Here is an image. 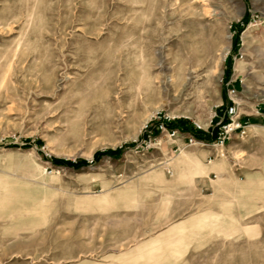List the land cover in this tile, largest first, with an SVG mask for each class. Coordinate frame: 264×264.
Masks as SVG:
<instances>
[{
    "label": "rangeland",
    "instance_id": "rangeland-1",
    "mask_svg": "<svg viewBox=\"0 0 264 264\" xmlns=\"http://www.w3.org/2000/svg\"><path fill=\"white\" fill-rule=\"evenodd\" d=\"M263 59L264 0H0V264H264Z\"/></svg>",
    "mask_w": 264,
    "mask_h": 264
},
{
    "label": "trees",
    "instance_id": "trees-1",
    "mask_svg": "<svg viewBox=\"0 0 264 264\" xmlns=\"http://www.w3.org/2000/svg\"><path fill=\"white\" fill-rule=\"evenodd\" d=\"M247 23V18L245 17L242 22L240 24L234 25V30H236V35L233 37L234 38V43L235 45L239 44V36L240 33L243 30V26L244 24ZM228 65L230 66V60L227 62ZM231 73V69L229 67L226 68V75L223 79L224 84L226 85V83L229 81L230 79V74ZM230 121L228 120L227 117H223L221 123L218 126H214L209 130V133H204L203 131H199L196 128H189L188 127V121L186 120H182V119H174L172 121H165V120H160V121H151L148 123L147 127H146V131L143 133V135L141 136V138H146L147 133L148 132H152V133H156L159 131V127H165L166 129L172 131L174 129L176 130H180L183 132H187L191 135H193L198 141H204L206 143H216L217 142V138H218V134H219V129L221 126L227 125L229 124ZM40 143H38L39 145ZM123 149V147H121L120 149L114 150V151H106V152H98L95 154L94 158L95 160H98L101 156H109V155H116L117 153H119L121 150ZM54 164L56 165H62V166H66V167H73V168H77V167H82V166H86L88 164L87 161H77L75 163L71 162V161H66V160H59V159H55L52 158L50 159Z\"/></svg>",
    "mask_w": 264,
    "mask_h": 264
},
{
    "label": "bare ground",
    "instance_id": "bare-ground-1",
    "mask_svg": "<svg viewBox=\"0 0 264 264\" xmlns=\"http://www.w3.org/2000/svg\"><path fill=\"white\" fill-rule=\"evenodd\" d=\"M189 1V0H188ZM196 1H202V3H203V1H205V0H195V2ZM207 1V0H206ZM236 1V0H235ZM200 4V3H199ZM211 9V8H210ZM214 11V10H213ZM211 12V11H210ZM209 12V13H210ZM210 15V14H209ZM212 16V15H211ZM215 35V34H214ZM214 35H212V36H214ZM211 35H210V37L212 38H210L211 39V44L208 46V49H209V51H211L213 48L216 50V51H218V53H219V57H218V62L216 63V65L215 66H212V68H213V72L211 73V81L212 80H214V78H215V72H216V69L219 67V65H220V63L222 62V60L224 59V57H225V55L227 54V52H228V50H229V41H230V36L227 34V35H221V36H217V35H215L216 37H212ZM244 37V36H243ZM245 38V37H244ZM209 39V40H210ZM208 40V39H207ZM245 41V40H244ZM213 49V50H214ZM197 52V51H196ZM203 52V51H202ZM212 52V54L215 52H213V51H211ZM217 55V54H216ZM215 56V55H214ZM262 57V56H261ZM264 60V59H263ZM213 61H214V59H213ZM211 68V69H212ZM215 68V69H214ZM237 69L235 68L234 69V71H236ZM147 75V74H146ZM169 75V74H168ZM174 77H173V75H171L170 76V81L169 82H173V79ZM148 79V78H147ZM155 79V78H154ZM156 82H158V84L160 83L159 82V77H156ZM220 80V77H218L217 78V81H219ZM210 82V81H209ZM179 84V83H178ZM179 87V86H178ZM177 88V87H176ZM182 90V89H181ZM215 89L212 87V88H210V90H209V92H213ZM164 91L165 92H167V89L166 88H164ZM178 89H175V88H173V92L175 93V97L177 96L176 95V93L178 94ZM158 92V91H157ZM178 97V96H177ZM218 104V103H217ZM157 111V110H156ZM149 118H150V116L149 117H147V119H145L144 120V124H145V122L146 121H148L149 120Z\"/></svg>",
    "mask_w": 264,
    "mask_h": 264
},
{
    "label": "built area",
    "instance_id": "built-area-1",
    "mask_svg": "<svg viewBox=\"0 0 264 264\" xmlns=\"http://www.w3.org/2000/svg\"><path fill=\"white\" fill-rule=\"evenodd\" d=\"M236 114V107L235 106H231L229 109H228V112L226 111V116L229 118V119H231V117L232 116H234ZM231 125L232 124H227V125H224V126H221L220 127V129H219V134H218V138H217V143L218 144H220V145H223V143H224V141H225V139H226V137H225V135L228 133V130H229V128L231 127ZM238 127H239V125H238ZM160 129H162V126H160L159 127V130ZM149 133V132H148ZM152 133V132H151ZM167 133H168V135L170 136V137H174L176 134H177V132H175V131H170V130H168L167 131ZM222 136V137H221ZM196 138L193 136V135H188L187 136V142H188V144L189 145H194V144H196L197 142H196ZM218 144H216V145H218Z\"/></svg>",
    "mask_w": 264,
    "mask_h": 264
}]
</instances>
